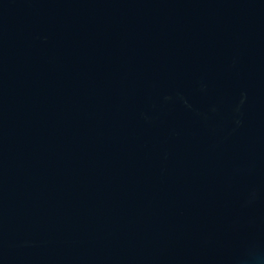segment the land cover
I'll list each match as a JSON object with an SVG mask.
<instances>
[{"label": "water", "instance_id": "95a60500", "mask_svg": "<svg viewBox=\"0 0 264 264\" xmlns=\"http://www.w3.org/2000/svg\"><path fill=\"white\" fill-rule=\"evenodd\" d=\"M0 264H264V0H0Z\"/></svg>", "mask_w": 264, "mask_h": 264}]
</instances>
